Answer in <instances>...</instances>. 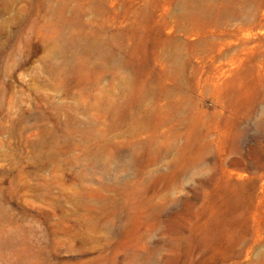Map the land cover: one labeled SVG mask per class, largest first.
Segmentation results:
<instances>
[{"label": "rangeland", "instance_id": "obj_1", "mask_svg": "<svg viewBox=\"0 0 264 264\" xmlns=\"http://www.w3.org/2000/svg\"><path fill=\"white\" fill-rule=\"evenodd\" d=\"M0 264H264V0H0Z\"/></svg>", "mask_w": 264, "mask_h": 264}]
</instances>
